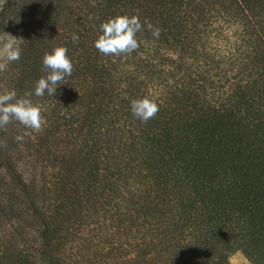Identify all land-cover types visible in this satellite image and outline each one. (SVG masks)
<instances>
[{"label": "trees", "instance_id": "obj_1", "mask_svg": "<svg viewBox=\"0 0 264 264\" xmlns=\"http://www.w3.org/2000/svg\"><path fill=\"white\" fill-rule=\"evenodd\" d=\"M120 15L140 47L102 55ZM3 35L0 94L34 93L56 47L73 72L28 97L41 131L0 129V264H264V0H2Z\"/></svg>", "mask_w": 264, "mask_h": 264}, {"label": "clouds", "instance_id": "obj_2", "mask_svg": "<svg viewBox=\"0 0 264 264\" xmlns=\"http://www.w3.org/2000/svg\"><path fill=\"white\" fill-rule=\"evenodd\" d=\"M144 23L152 36L159 39L161 29L149 21ZM100 29L102 34L99 35L94 46L102 55H131L140 47L137 33L143 31V25L136 15L131 17L120 15L110 18L100 25ZM71 39L73 43L79 41V37L75 33L72 34ZM67 53L68 49L63 46L56 47L51 53H45L42 58V65L43 70H47L48 74L36 81L34 93L26 92L20 98H17L15 90L0 94V129H5L8 124L15 120L36 132L42 130L45 123L42 109L33 104L28 97L33 94L37 97H43L45 92L53 97L58 86L65 84L63 83L65 77L71 76L73 72V63ZM20 57L21 50L19 47L14 46L11 42H5L0 48V72L6 71L8 64L18 61ZM130 108L133 116L145 123L159 112L158 104L148 98L133 99ZM17 140H22V137H17Z\"/></svg>", "mask_w": 264, "mask_h": 264}, {"label": "rangeland", "instance_id": "obj_3", "mask_svg": "<svg viewBox=\"0 0 264 264\" xmlns=\"http://www.w3.org/2000/svg\"><path fill=\"white\" fill-rule=\"evenodd\" d=\"M2 0H0L1 3ZM15 38V35L12 36ZM11 36H0V48L3 47V44L5 42H11L13 45H15L14 39ZM2 74V72H0V75ZM230 264H249L248 261L244 258V256L240 253V252H235L233 254H231L228 258Z\"/></svg>", "mask_w": 264, "mask_h": 264}]
</instances>
